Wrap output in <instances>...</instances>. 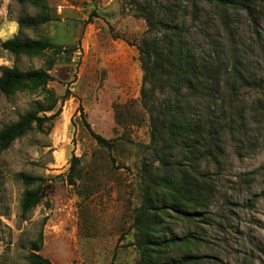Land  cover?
Instances as JSON below:
<instances>
[{
    "label": "rangeland",
    "instance_id": "1",
    "mask_svg": "<svg viewBox=\"0 0 264 264\" xmlns=\"http://www.w3.org/2000/svg\"><path fill=\"white\" fill-rule=\"evenodd\" d=\"M192 1L182 5L181 21L195 45L229 68L240 63L246 76L264 83V22L256 27L236 11L225 26L216 9L200 3V22L194 23ZM172 2L44 0L41 7L0 0V45L19 35L55 47L18 57L0 47V76L6 67L49 75L43 87L23 84L12 94L0 91V131L32 112L42 119L40 127L34 123L8 150H0V264H31L34 247L53 264H134L139 259L135 209L147 185L170 179L173 164L162 167L161 149L151 142L138 46L167 32L153 29L142 16L155 20ZM44 13L51 19L45 25L19 29V18ZM166 95L159 92L157 102ZM241 96L264 98V85H248ZM84 120L113 148L100 147ZM248 128L245 156L231 146L225 168L203 163L198 169L220 191L208 216L198 224L166 219L177 237L196 233L204 239L199 247L173 250L168 260L193 254L207 264H264V120L249 113ZM251 172L253 182L240 180ZM20 176L33 181L26 184ZM26 193L37 195L38 202L33 199L24 208Z\"/></svg>",
    "mask_w": 264,
    "mask_h": 264
},
{
    "label": "trees",
    "instance_id": "2",
    "mask_svg": "<svg viewBox=\"0 0 264 264\" xmlns=\"http://www.w3.org/2000/svg\"><path fill=\"white\" fill-rule=\"evenodd\" d=\"M16 1H29L41 7L44 3V0ZM187 1L174 0L167 5L165 15L155 20V17L142 16L153 29H167L158 37L143 39L138 51L143 71L141 97L143 107L151 117V142L156 146L154 149H161L158 155L162 167L173 165L168 171L170 179H161L143 189L142 203L135 209L133 228L137 235L134 246L140 257L134 264H207L190 253L180 260H168L173 250L199 247L204 239L196 233L177 237L168 229L170 224L165 223L166 219L198 224L208 216L207 210L220 191L217 184L207 182L198 169L203 163L212 164L217 169L225 168L231 146L238 156H245L250 145L248 114L264 120V98L250 101L241 96L246 86L262 87L263 80L246 76L238 62L231 68L227 67L214 53L204 52L195 45L187 24L181 21L186 8L182 5H187ZM192 2L194 23L200 22V3L216 9L225 26L231 13L236 11L245 13L256 27L264 22L262 0ZM50 20L44 13L32 18L21 17L17 23L20 30L38 29ZM0 47L16 57L38 55L55 48L45 39L23 40L19 35L2 42ZM233 49L237 50L235 45ZM48 81L49 75L45 70L23 71L17 67H6L0 76V91L12 94L23 84L39 88L47 85ZM161 91L168 95L157 102ZM41 120L32 112L17 123L5 126L0 131V150H8L34 123L40 127ZM84 124L100 147L113 148L112 141L95 133L85 120ZM77 163L78 159H74L72 174ZM20 177L26 184L33 181L27 176ZM255 178L254 172L240 175L243 181L253 182ZM36 196L26 193L23 207L27 208L33 199L36 204ZM38 250L34 247L29 255L31 264H53Z\"/></svg>",
    "mask_w": 264,
    "mask_h": 264
}]
</instances>
